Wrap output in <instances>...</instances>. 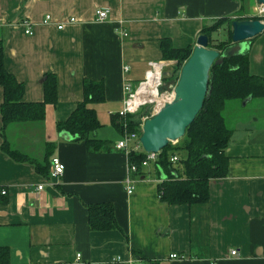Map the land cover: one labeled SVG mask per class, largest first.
<instances>
[{
    "label": "crops",
    "instance_id": "obj_1",
    "mask_svg": "<svg viewBox=\"0 0 264 264\" xmlns=\"http://www.w3.org/2000/svg\"><path fill=\"white\" fill-rule=\"evenodd\" d=\"M257 6L255 0H0L5 67L24 85L23 101H44L47 74L56 76L58 89L57 104L46 103L42 121L4 127L0 113L5 264H264V113L262 122L255 115L234 124L225 150L228 175L210 180L209 202L192 205L160 197L159 184L167 176L154 162L129 172L130 159L115 147L122 134L114 123L125 83L136 87L149 62L164 60L161 40L194 48L203 27L218 18L264 23ZM99 8L108 10V18L97 22ZM47 14L53 23L44 22ZM72 17L76 21L69 23ZM27 20L33 35L23 31ZM61 22L64 28L58 29ZM229 29L222 26L212 39ZM249 41V70L264 77V31ZM86 78L104 83V100L91 106L101 123L94 136L110 144L109 150L89 151L85 142L57 129L84 99ZM3 98L0 86V108ZM4 143L48 165L46 174L32 161H15ZM54 156L65 164L59 179L50 175ZM104 202L113 204L118 228L92 230L88 208Z\"/></svg>",
    "mask_w": 264,
    "mask_h": 264
},
{
    "label": "trees",
    "instance_id": "obj_2",
    "mask_svg": "<svg viewBox=\"0 0 264 264\" xmlns=\"http://www.w3.org/2000/svg\"><path fill=\"white\" fill-rule=\"evenodd\" d=\"M242 1V0H240ZM230 16L218 18L211 26L203 27L202 33L209 38V47L224 52L232 42V21ZM227 25L228 37L226 40L213 42L214 32L219 31L222 26ZM162 58L167 61H176L175 71L171 76L163 77L161 91L169 89L176 84L179 75L178 69L189 58L193 48H176L168 38L161 40ZM4 44L0 40V86L4 90V98L1 103L0 113L3 126L10 123L42 121L45 116L46 103L57 104V78L53 74H47L44 82L45 98L41 103H25L23 96L24 85L19 82L5 67ZM209 91L202 110L187 128L184 137L177 144L170 143L163 148L158 160L154 162L158 171L166 173V178L159 184L160 197L170 204H204L209 202L210 185L212 179L226 177L228 175L229 157L225 150L229 145L233 128L228 127L225 110L233 99L245 101L251 96L252 99L264 96V77L254 75L249 70L248 51L242 55L229 57L221 64H215L211 68ZM84 99L69 118L59 122L58 131L68 132L75 141H83L89 151L99 152L109 150L111 145L96 138L94 134L101 123L97 117L96 110L91 104L101 103L105 98L103 81H95L86 78L83 82ZM148 111L141 110L130 115L128 130L139 131L141 117ZM118 130L123 133L122 124L118 116L114 121ZM5 151L15 161H28L36 164V169L46 174L48 165L23 154L19 150H13L4 143ZM47 153L45 160L49 157ZM176 155L177 161L171 158ZM130 163L138 166L142 171V162L145 159L143 152H131L128 156ZM89 225L92 230L105 231L118 228L116 217H114V206L111 203L92 204L88 208ZM9 249L0 248V264L8 260Z\"/></svg>",
    "mask_w": 264,
    "mask_h": 264
},
{
    "label": "water",
    "instance_id": "obj_3",
    "mask_svg": "<svg viewBox=\"0 0 264 264\" xmlns=\"http://www.w3.org/2000/svg\"><path fill=\"white\" fill-rule=\"evenodd\" d=\"M259 3L264 4V0ZM231 27L233 44L224 52L210 48L207 35L201 34L197 38L196 46L180 69L172 101L161 106L142 126L140 144L145 152L160 153L170 143L184 137L206 100L211 68L248 51L249 40L264 31V23L259 19L233 20ZM251 99V96L247 97L244 105Z\"/></svg>",
    "mask_w": 264,
    "mask_h": 264
},
{
    "label": "built area",
    "instance_id": "obj_4",
    "mask_svg": "<svg viewBox=\"0 0 264 264\" xmlns=\"http://www.w3.org/2000/svg\"><path fill=\"white\" fill-rule=\"evenodd\" d=\"M258 2L257 12L259 15H264V4H260L259 0H255ZM96 21H103L108 18V10L99 8L95 11ZM45 23H53V17L47 14L44 17ZM76 21L75 17L69 19L70 22ZM23 27V31L26 35H33V27L29 20L24 21L21 23ZM65 23L61 22L57 25L58 29H63ZM123 37H128V33L126 31L122 32ZM166 64L164 60H157L149 62V67L146 70V75L144 80L139 82L136 87H132L130 83H125L124 90L126 93L124 99L123 108L117 111L114 115L118 116V120L120 124H122L123 133L121 138L116 142V149L123 151L127 156L130 155L131 152H143L145 154V159L142 162V166L146 167L147 165L151 164L152 162H156L158 160L159 153L153 152H145L143 150L142 145L140 144V136L142 134V126L147 118L153 117L163 106L165 103L172 101L173 94H174V85L173 87L161 91L163 85V74L165 70ZM129 68L125 67V71H128ZM141 110L148 111L141 117V123L139 125V131H130L128 130L129 125V118L130 115H134ZM175 142V141H174ZM179 157L174 155L171 158V161L175 163ZM65 170V164L61 159L54 156L51 158V178L59 179ZM138 171V166L135 163L129 164V172H136ZM43 185L38 186V190H41ZM127 193L132 194L134 187L132 182L127 180ZM3 193H6L3 190ZM232 255L237 254V250L234 249L231 252ZM171 258H177V255L172 254ZM118 258H112V262L115 263Z\"/></svg>",
    "mask_w": 264,
    "mask_h": 264
},
{
    "label": "rangeland",
    "instance_id": "obj_5",
    "mask_svg": "<svg viewBox=\"0 0 264 264\" xmlns=\"http://www.w3.org/2000/svg\"><path fill=\"white\" fill-rule=\"evenodd\" d=\"M214 37L215 39L213 42L218 43L220 40H226L228 37V33L227 31L222 30L221 32L216 33ZM175 67H176V63L172 64L171 66L170 65L166 66L165 70L163 71L164 72L163 77L171 76L172 73L175 71ZM180 69L181 68H179L177 71L178 75L180 74ZM263 101H264L263 98L259 97L247 102V104L244 105V101H240L238 99L231 100L229 106H227V109L224 112L228 127L234 128L233 126L236 122L239 121L245 123L255 115H258V120L262 122L263 116L261 115V113H264ZM257 107L261 109H256ZM110 127L112 126L110 125ZM101 131L104 133V135H107V133L109 132L107 129H102ZM112 131L116 133V130H112ZM177 142L178 141H175L173 145L177 144Z\"/></svg>",
    "mask_w": 264,
    "mask_h": 264
}]
</instances>
